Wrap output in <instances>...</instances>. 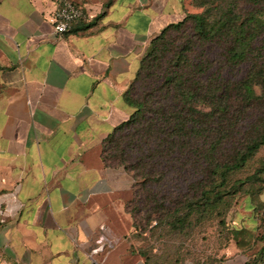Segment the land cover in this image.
I'll return each mask as SVG.
<instances>
[{"label": "crops", "instance_id": "obj_1", "mask_svg": "<svg viewBox=\"0 0 264 264\" xmlns=\"http://www.w3.org/2000/svg\"><path fill=\"white\" fill-rule=\"evenodd\" d=\"M56 37L52 0H0V264H116L135 179L104 157L151 39L185 0H73ZM116 241L107 250V241ZM107 250V251H106Z\"/></svg>", "mask_w": 264, "mask_h": 264}, {"label": "trees", "instance_id": "obj_2", "mask_svg": "<svg viewBox=\"0 0 264 264\" xmlns=\"http://www.w3.org/2000/svg\"><path fill=\"white\" fill-rule=\"evenodd\" d=\"M209 6L206 12L184 19H193L194 43L172 51L165 31L178 29L184 22L170 25L140 61L124 95L134 111L106 140L110 144L120 130L134 129L133 139L123 140L116 146L115 155L107 157L129 173L138 167L145 179L158 167L172 169L185 161L195 163L207 179L215 175L223 179L226 173L242 168L264 146L263 118L255 135L247 138L231 160L222 162L218 158L221 150L234 145L238 135V121L231 128L225 125L223 118L228 112L241 114L256 107L264 112V45L259 40L264 35V0H221ZM205 47L223 53L224 67L235 69L249 63L250 70L239 82L223 81L217 72L209 73ZM255 87L261 90L258 96ZM134 155L138 166L129 169L125 164ZM148 166L151 168L146 169Z\"/></svg>", "mask_w": 264, "mask_h": 264}, {"label": "rangeland", "instance_id": "obj_3", "mask_svg": "<svg viewBox=\"0 0 264 264\" xmlns=\"http://www.w3.org/2000/svg\"><path fill=\"white\" fill-rule=\"evenodd\" d=\"M212 1L216 5L221 0L184 1V17L170 25L184 23L178 29L168 28L164 34L172 51L194 43L193 19H184L206 12ZM161 34L151 39L141 60ZM259 40L264 45V35ZM205 50L209 73L217 72L225 82H239L250 70L249 63L226 68L219 49ZM254 91L256 96L261 93L259 87ZM243 117L245 120H241ZM263 118L261 107L241 114L228 112L223 118L225 125L231 128L238 121V135L232 147L220 151V161L231 160L247 138L255 135ZM133 135L134 129L117 132L112 143L105 145L104 157L114 156L116 146L133 139ZM125 166H138L135 155ZM137 168L131 172L135 179L134 198L129 203L132 215L117 225L123 237L111 256L116 264H264V146L242 168L226 173L223 179L218 175L207 179L195 163L185 161L172 169L158 167L145 179Z\"/></svg>", "mask_w": 264, "mask_h": 264}, {"label": "built area", "instance_id": "obj_4", "mask_svg": "<svg viewBox=\"0 0 264 264\" xmlns=\"http://www.w3.org/2000/svg\"><path fill=\"white\" fill-rule=\"evenodd\" d=\"M54 11L48 18V22L53 28L56 37L68 34L72 28L84 18L82 9L73 0H52ZM98 242L99 247L92 251V256L98 255L102 250L101 242L107 241V248L114 249L116 241L109 239L108 236H102ZM92 264H101L98 260L92 258Z\"/></svg>", "mask_w": 264, "mask_h": 264}]
</instances>
